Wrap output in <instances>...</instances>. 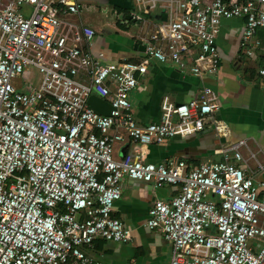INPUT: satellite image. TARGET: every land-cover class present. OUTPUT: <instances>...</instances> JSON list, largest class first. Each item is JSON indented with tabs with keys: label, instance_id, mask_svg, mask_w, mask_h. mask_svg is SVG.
I'll return each mask as SVG.
<instances>
[{
	"label": "built area",
	"instance_id": "2783aa9c",
	"mask_svg": "<svg viewBox=\"0 0 264 264\" xmlns=\"http://www.w3.org/2000/svg\"><path fill=\"white\" fill-rule=\"evenodd\" d=\"M125 1L145 14L160 9L153 30L138 35L136 60L94 53L97 31L79 0H0V264H104L87 248L131 239L113 215L125 176L175 187L154 200L145 222L171 242L170 264H264V181L250 173L245 140L198 164L116 155L117 145L163 143L208 123L225 132L207 84L187 102L165 97L161 120L146 124L130 94L153 60L200 78L216 74L223 19H244L240 47L253 56L264 47V0ZM120 13L125 22L144 19ZM32 67L42 79L24 84ZM258 75L264 91V64ZM92 96L109 113L91 107Z\"/></svg>",
	"mask_w": 264,
	"mask_h": 264
},
{
	"label": "crops",
	"instance_id": "0c3cea01",
	"mask_svg": "<svg viewBox=\"0 0 264 264\" xmlns=\"http://www.w3.org/2000/svg\"><path fill=\"white\" fill-rule=\"evenodd\" d=\"M79 1L84 6V21L97 31L92 46L94 53L104 52L107 59L128 57L136 60L140 56L143 47L139 44L137 32L131 30L138 22H117L120 29L117 27V30L105 34L94 19L85 15L91 5ZM105 1L112 3L111 0ZM243 24V18L222 20L217 36L221 61L216 74L200 78L171 63L153 60L130 94L136 119L146 124L161 120L165 97L175 103L187 102L207 84L218 95L220 109L216 117L226 123L225 132L219 134L213 123H208L201 131L178 134L163 143L117 145V156L124 151H135L146 161L155 163L173 156L198 164L221 159L224 148L245 140L239 149L245 158L255 157L248 164L250 173L256 184L264 181V91L258 75L259 67L264 64V47L251 57L243 54L240 47ZM259 36L264 41V29ZM90 105L101 113H109L110 105L103 99L92 96ZM175 190L171 185L154 188L147 181L125 176L122 196L114 203L113 215L131 229V239L128 242L100 239L93 247L87 248L88 252L104 264H170L171 242L160 229H149L145 222L154 200L170 197Z\"/></svg>",
	"mask_w": 264,
	"mask_h": 264
},
{
	"label": "rangeland",
	"instance_id": "374dc122",
	"mask_svg": "<svg viewBox=\"0 0 264 264\" xmlns=\"http://www.w3.org/2000/svg\"><path fill=\"white\" fill-rule=\"evenodd\" d=\"M82 1L91 5L89 10H85V15L94 19V21L102 27V30L105 32V34H109L110 32L117 30V27L119 26H117V22L123 21L124 19V13L114 11L116 7L113 3L105 0ZM129 10L131 12L136 11L145 19V21L143 19V21H139L138 24L133 26L131 29L132 31L137 32L138 35H145L147 32H151L153 30V27L150 28V22L156 23L157 13L160 11V9H157L155 12H152L150 14H145L142 13L141 10H139L136 2H134L130 4ZM118 29L120 28L118 27ZM30 70L31 74L30 76L26 75L29 78L24 84H29L28 82L32 83V85L39 84L42 79V73L36 67H32ZM132 104L133 106H135L134 102Z\"/></svg>",
	"mask_w": 264,
	"mask_h": 264
},
{
	"label": "trees",
	"instance_id": "16d2710c",
	"mask_svg": "<svg viewBox=\"0 0 264 264\" xmlns=\"http://www.w3.org/2000/svg\"><path fill=\"white\" fill-rule=\"evenodd\" d=\"M119 12H127L130 4L125 0H111Z\"/></svg>",
	"mask_w": 264,
	"mask_h": 264
},
{
	"label": "water",
	"instance_id": "95a60500",
	"mask_svg": "<svg viewBox=\"0 0 264 264\" xmlns=\"http://www.w3.org/2000/svg\"><path fill=\"white\" fill-rule=\"evenodd\" d=\"M125 153V151L122 153V155Z\"/></svg>",
	"mask_w": 264,
	"mask_h": 264
}]
</instances>
